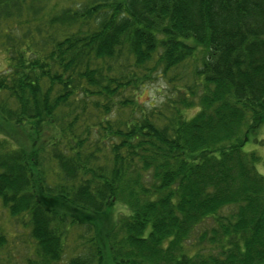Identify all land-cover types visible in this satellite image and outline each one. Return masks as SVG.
I'll return each mask as SVG.
<instances>
[{"label": "trees", "instance_id": "1", "mask_svg": "<svg viewBox=\"0 0 264 264\" xmlns=\"http://www.w3.org/2000/svg\"><path fill=\"white\" fill-rule=\"evenodd\" d=\"M0 54V124L23 137L0 129V204L29 228L25 264L71 243L65 264H264V178L244 150L264 144V0H0ZM159 78L170 95L146 109ZM35 183L79 214H129L100 243ZM207 221L213 250L189 255Z\"/></svg>", "mask_w": 264, "mask_h": 264}, {"label": "rangeland", "instance_id": "2", "mask_svg": "<svg viewBox=\"0 0 264 264\" xmlns=\"http://www.w3.org/2000/svg\"><path fill=\"white\" fill-rule=\"evenodd\" d=\"M45 4L48 6L52 4H56L57 6H67L73 7L76 2H81L84 0H43ZM23 19H27L26 16ZM11 25V23H9ZM20 33V32H18ZM7 69V55L0 54V73ZM170 95V87L166 82L159 78L155 80L153 83L146 85L139 93L137 94V101L141 103L146 109L156 108L162 105L163 101ZM194 114V110H187L185 112L186 118H190ZM0 129L6 132V134L16 133L13 128L10 129V126L0 124ZM19 132V130H17ZM19 138H23L21 131L20 133H16ZM259 139L264 141V128L260 130ZM12 140V139H11ZM23 140V139H22ZM13 141V140H12ZM262 144V143H261ZM259 146H254L252 144H248L245 146L244 150H254L259 156L260 161L257 164V171L264 178V144ZM36 181H38L36 179ZM34 190L38 193V198L41 201H44L47 208L50 210L58 209L59 212L67 211L68 214H74L76 216H80L81 218L89 219L90 223L94 226L95 233L97 234L98 241L103 242L104 240H108L110 237V226L111 224H118L117 220L121 217L127 216L129 213L125 208H122L120 205H116L114 207L109 208L105 214L89 217L88 214L83 213L79 214L78 212L69 209L63 200L55 196H46L42 193L41 188L37 183L34 185ZM230 210L228 208L224 209L221 214L224 216L226 213H229ZM73 216V215H72ZM204 227H210L209 221L205 224L199 225L193 232V234L189 237L188 247H186V252L191 254L197 253H209L213 250V247L206 241H200V235L203 231ZM215 227V225L213 226ZM217 227V226H216ZM200 233V234H198ZM0 234L6 237V244L3 248L0 249V260L5 259L9 264H25L26 258L34 257V243L29 237V228L25 225L23 228L22 225L18 224V221L15 219H11L9 217L8 211L3 208L0 204ZM95 238V239H96ZM201 242V243H200ZM106 243V242H105ZM77 245V243H74ZM71 243V247L67 249L64 254V257L61 258L60 264H65L66 261L76 255L77 250L74 251L75 246ZM74 246V247H73ZM165 246V245H164ZM106 250V249H105ZM109 251V250H108ZM204 256V255H203Z\"/></svg>", "mask_w": 264, "mask_h": 264}]
</instances>
